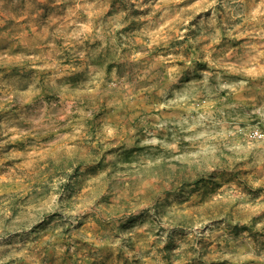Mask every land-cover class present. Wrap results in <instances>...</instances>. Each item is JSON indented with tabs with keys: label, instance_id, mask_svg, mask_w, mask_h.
<instances>
[{
	"label": "rangeland",
	"instance_id": "obj_1",
	"mask_svg": "<svg viewBox=\"0 0 264 264\" xmlns=\"http://www.w3.org/2000/svg\"><path fill=\"white\" fill-rule=\"evenodd\" d=\"M0 264H264V0H0Z\"/></svg>",
	"mask_w": 264,
	"mask_h": 264
},
{
	"label": "bare ground",
	"instance_id": "obj_2",
	"mask_svg": "<svg viewBox=\"0 0 264 264\" xmlns=\"http://www.w3.org/2000/svg\"><path fill=\"white\" fill-rule=\"evenodd\" d=\"M255 132H256V131H255ZM255 132H254V133H255ZM254 136H256V137H258V138H261V134H259L258 132H256Z\"/></svg>",
	"mask_w": 264,
	"mask_h": 264
}]
</instances>
